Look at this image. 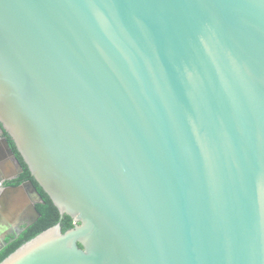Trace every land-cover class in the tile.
<instances>
[{
	"label": "water",
	"instance_id": "water-1",
	"mask_svg": "<svg viewBox=\"0 0 264 264\" xmlns=\"http://www.w3.org/2000/svg\"><path fill=\"white\" fill-rule=\"evenodd\" d=\"M0 131V264H264V0H0Z\"/></svg>",
	"mask_w": 264,
	"mask_h": 264
},
{
	"label": "trees",
	"instance_id": "trees-1",
	"mask_svg": "<svg viewBox=\"0 0 264 264\" xmlns=\"http://www.w3.org/2000/svg\"><path fill=\"white\" fill-rule=\"evenodd\" d=\"M7 136L9 138V142L12 148L14 149L16 155L18 156L23 166L22 173L16 179L9 182L19 184L25 180L32 179L36 184L38 190L40 191L41 195L43 196V202L36 204L38 211L41 213L39 219L32 225L25 227L18 236L10 235L6 239L4 246L0 249V262L10 253L16 250L20 245H22L23 243L30 240L31 238H33L34 236L49 227L60 223L62 226V231L65 232L67 229L74 226L73 218L67 213L62 214L60 212L59 208L55 205L49 194L39 185V183L35 180L34 176H32L28 165L25 163L21 154L16 149V145L11 136H9L8 134Z\"/></svg>",
	"mask_w": 264,
	"mask_h": 264
},
{
	"label": "flooded vegetation",
	"instance_id": "flooded-vegetation-1",
	"mask_svg": "<svg viewBox=\"0 0 264 264\" xmlns=\"http://www.w3.org/2000/svg\"><path fill=\"white\" fill-rule=\"evenodd\" d=\"M17 156V155H16ZM15 160L16 158L14 156H12ZM18 157V156H17ZM19 160V158H17ZM18 160L17 163H18ZM20 161V160H19ZM19 167V166H18ZM23 170H16L14 173V177L12 179H6V180H3L2 183H0V188H3V187H6V186H9V185H18V184H14V183H10L9 181H13L14 179H16L21 173H22ZM26 181V180H25ZM24 182V181H23ZM22 183V182H21ZM19 183V184H21ZM26 190V195L29 197V195L34 198V195L31 194L30 191H28V189H25ZM19 202V201H18ZM34 216V213L29 211L27 212L23 217L21 216V218H18L16 219V222L13 221L11 223H9V225L7 227H3V229L0 231V244H4L6 239L10 236V235H14V236H18L25 227H28L29 225H32L33 223H28L30 221V219ZM19 220V221H18ZM35 223V222H34ZM4 236V237H3ZM3 237V239H2Z\"/></svg>",
	"mask_w": 264,
	"mask_h": 264
},
{
	"label": "crops",
	"instance_id": "crops-1",
	"mask_svg": "<svg viewBox=\"0 0 264 264\" xmlns=\"http://www.w3.org/2000/svg\"><path fill=\"white\" fill-rule=\"evenodd\" d=\"M7 136L6 133L2 134L0 131V178L12 179L15 175V171L19 170L17 161L8 153L6 146L3 142V136ZM15 172V173H14Z\"/></svg>",
	"mask_w": 264,
	"mask_h": 264
}]
</instances>
